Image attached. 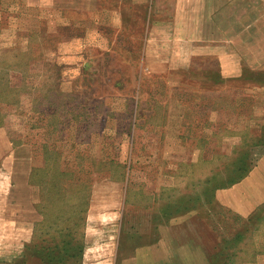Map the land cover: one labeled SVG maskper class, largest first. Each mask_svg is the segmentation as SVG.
I'll return each mask as SVG.
<instances>
[{"label":"rangeland","instance_id":"obj_1","mask_svg":"<svg viewBox=\"0 0 264 264\" xmlns=\"http://www.w3.org/2000/svg\"><path fill=\"white\" fill-rule=\"evenodd\" d=\"M104 3L0 0V264H264V0Z\"/></svg>","mask_w":264,"mask_h":264},{"label":"crops","instance_id":"obj_2","mask_svg":"<svg viewBox=\"0 0 264 264\" xmlns=\"http://www.w3.org/2000/svg\"><path fill=\"white\" fill-rule=\"evenodd\" d=\"M107 1V0H106ZM105 0H24V4L28 8H54L57 10H66V9H73V10H86L88 12L93 10H98L102 8H106V4L104 3ZM70 21V20H69ZM27 31V30H26ZM95 32L89 34L91 37L93 36V40H96L99 42L101 40V36L99 34H96ZM29 30L27 32H21V30L14 32V39H21L25 37L27 39V45L26 48H21L19 45H17L15 42L13 43H5L3 46L5 48L10 47V50H14V48H18L16 50H19V53L15 54V56L19 58L26 57L29 54ZM83 38L75 39V40H69L65 41L60 45L61 56H63V62L66 61L68 63H76L73 64V69L76 68V66H81V63L79 62L83 56V53L79 52L78 49V43L82 45L81 42ZM82 40V41H81ZM93 45H100V44H93ZM13 47V48H12ZM86 47V46H85ZM3 48V47H2ZM48 56V55H47ZM46 56V57H47ZM79 58V59H78ZM85 62V61H84ZM28 66V61L26 62ZM31 63H29V66ZM84 65V64H83ZM28 232V228L26 229Z\"/></svg>","mask_w":264,"mask_h":264},{"label":"trees","instance_id":"obj_3","mask_svg":"<svg viewBox=\"0 0 264 264\" xmlns=\"http://www.w3.org/2000/svg\"><path fill=\"white\" fill-rule=\"evenodd\" d=\"M242 168H245V167H242ZM246 171V169L244 170V172Z\"/></svg>","mask_w":264,"mask_h":264}]
</instances>
